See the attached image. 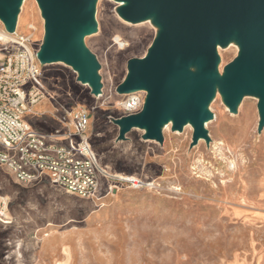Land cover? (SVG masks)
Wrapping results in <instances>:
<instances>
[{"label":"rangeland","instance_id":"1","mask_svg":"<svg viewBox=\"0 0 264 264\" xmlns=\"http://www.w3.org/2000/svg\"><path fill=\"white\" fill-rule=\"evenodd\" d=\"M123 4L96 0L97 27L84 37L99 64V93L79 81L67 62L45 65L59 73L60 80L52 83L70 95L68 104L90 113L87 134L110 174L104 196L79 197L48 179L21 183L0 165V205L5 203L0 206V264H260L261 96L245 93L232 109L221 89L227 67L240 55V40L217 44L218 81L203 108L210 114L204 124L207 137L195 142L193 123L188 119L176 129L173 117L162 123L160 139L145 137L141 127L122 136L117 122L128 114L120 107L126 94L118 87L128 77L130 62L145 57L161 31L155 16L125 19ZM0 29L14 38L29 37L36 52L47 38L46 18L35 0L22 1L14 32L1 19ZM190 69L200 70L197 65ZM120 176L152 186L135 188L120 182Z\"/></svg>","mask_w":264,"mask_h":264},{"label":"water","instance_id":"2","mask_svg":"<svg viewBox=\"0 0 264 264\" xmlns=\"http://www.w3.org/2000/svg\"><path fill=\"white\" fill-rule=\"evenodd\" d=\"M23 0H0V19L14 32ZM96 0H37L46 18L47 38L37 57L41 63L65 61L99 93V64L84 44L96 30ZM120 14L139 22L155 16L161 31L149 53L129 64L127 79L118 91H146L140 112L118 120L121 135L134 127L146 128L147 138H161L162 123L173 117L181 129L189 119L194 140L207 137L203 110L213 97L219 57L217 44L237 37L241 52L227 67L221 89L234 109L245 93L259 92L260 126L264 124V0H118ZM197 65L198 72L190 67Z\"/></svg>","mask_w":264,"mask_h":264},{"label":"built area","instance_id":"3","mask_svg":"<svg viewBox=\"0 0 264 264\" xmlns=\"http://www.w3.org/2000/svg\"><path fill=\"white\" fill-rule=\"evenodd\" d=\"M30 41L25 36L0 38V165L21 183L48 179L66 192L100 200L110 174L87 134L90 113L67 107L63 114H54L63 127L50 134L34 129L26 119L51 94L45 82L46 64L40 62ZM145 97L143 91L126 94L120 107L134 114L143 108ZM119 181L135 188L152 186L134 176H120Z\"/></svg>","mask_w":264,"mask_h":264},{"label":"crops","instance_id":"4","mask_svg":"<svg viewBox=\"0 0 264 264\" xmlns=\"http://www.w3.org/2000/svg\"><path fill=\"white\" fill-rule=\"evenodd\" d=\"M55 71L56 70L46 69L45 82L49 87H54V89L50 90L51 94L35 105L34 110L36 113L33 114V116L26 117L27 121L34 129L47 134L63 127L62 124L56 120L54 114H63L67 107H72L68 104V101H72L70 95L65 93V91L57 89L59 88V85L52 83L54 80H60L59 73L54 75L56 73ZM59 142L64 143L61 138L59 139ZM260 264H264V254L261 258Z\"/></svg>","mask_w":264,"mask_h":264},{"label":"bare ground","instance_id":"5","mask_svg":"<svg viewBox=\"0 0 264 264\" xmlns=\"http://www.w3.org/2000/svg\"><path fill=\"white\" fill-rule=\"evenodd\" d=\"M35 1H36V3H38L37 0H35ZM0 38L1 39H8L9 36H7L6 34L0 32ZM220 67H221V63H219L218 69H220ZM169 117H171V116H169Z\"/></svg>","mask_w":264,"mask_h":264}]
</instances>
